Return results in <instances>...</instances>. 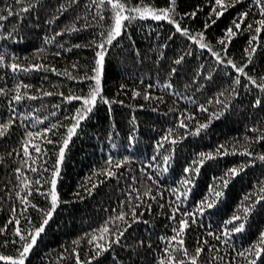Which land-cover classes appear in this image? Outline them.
Wrapping results in <instances>:
<instances>
[{
  "label": "snow or ice",
  "instance_id": "snow-or-ice-1",
  "mask_svg": "<svg viewBox=\"0 0 264 264\" xmlns=\"http://www.w3.org/2000/svg\"><path fill=\"white\" fill-rule=\"evenodd\" d=\"M48 3L50 0H14V3H6L0 8V40L5 41L0 44V80L4 81L0 86V98L7 111L6 116L0 117V138H9L19 126L16 147L0 153V160L13 155L19 158L17 166L13 168L15 183L11 184V190L7 193L13 203L7 209L6 221L0 224V234H6L0 236V264H27L38 239L46 233V226L63 203L58 183L66 149L73 138L83 131V123L91 118L99 103L108 106L111 111L114 98L105 95L103 84L106 56L114 42L118 43L124 36L133 43L131 30L134 23L148 19L167 22L172 26L163 37V43H159L158 47L156 44L152 46L156 52V62L161 68H167V73L162 78L163 82L158 78L146 86L131 88V96L163 103L164 94L171 93L179 98L177 103L184 100L194 108L175 110L174 121L154 142V153L139 164V175L129 173L130 190L124 194L125 199L118 202L116 213L109 215L98 227L83 231L71 242L70 249H62L56 259L60 264H64L65 260L71 264H99L105 253H109L114 245L121 244L136 222L143 221L138 209L150 212L152 201L163 199L164 202L158 203V207L169 210L165 216L170 222L171 234L160 236L167 244L157 257V264H264V229L258 227L255 238L244 246L235 242L237 235H243L251 228L249 219L253 213L258 211L264 215V151L256 149L257 144H264V119L256 114L264 112V74H250L248 70L254 63L258 49L264 50V0H204L191 11H179L178 0H163L162 4H154L152 0H56L48 13V23L55 24L68 12L73 15L65 25L53 30L52 37H44V42L51 44L55 37L87 30V41L69 42L67 47L61 43V50L54 53L59 57L64 52L71 53L73 49H91L93 57L90 63L83 66L86 69L83 73L80 71L81 57L61 70L56 64L45 62L47 56L43 45L23 56L6 45L7 40L20 39L15 29H8L9 19L12 18L22 28V22L31 19L32 12L43 11ZM205 6L208 9L207 19L202 28L194 32L185 20L197 17ZM230 9L238 10L222 33L209 39L207 31ZM244 33L247 34L246 43L238 61L229 54V49L234 39ZM155 36L161 37V32L156 31ZM180 37L185 39L184 47L169 58L165 49ZM212 40H215V44ZM133 51L143 55L139 48ZM205 52L209 54L208 58L204 57ZM189 57L194 61V66L189 62ZM41 70L57 73L70 81L87 82V90L80 94L72 89H68L67 94L64 91H46L43 87L37 90L33 84L19 79L20 74ZM181 73L188 81L183 87L191 89L196 97H202V101L192 95H181L177 90L179 81L176 78ZM130 87L119 84L120 90ZM153 87L160 89L161 95L148 90ZM249 94L244 111L253 116L252 123L247 126L252 135L245 131L243 144L238 134L236 138L229 137L212 148L191 153L180 163V169L176 172L177 145L189 137L202 139L214 121L230 110L235 111L237 104L244 105L242 97ZM54 95L60 96L62 101L77 103L75 107L65 109L60 118H55V112L49 113L53 121L47 126H44V122L48 117L37 115L35 109L30 112L19 110L18 106L26 100L36 101L38 97ZM115 102L124 103L123 100ZM54 107L57 112L61 109L59 103ZM135 107L144 108L145 105L137 104ZM195 109L206 114L203 120L198 118ZM250 109L256 112H250ZM28 117H32L30 124L26 123ZM131 121L127 144L122 145L115 142L118 133L115 132L113 119L114 131L109 134V139L113 140L110 149L127 153L133 146L138 147L140 137L135 115L131 116ZM238 154L247 159L220 167L223 163L221 157ZM49 157L54 161L50 167L47 165ZM137 158L135 154L114 156L109 152L104 165L93 171L94 181L90 179L87 186L79 187L86 195H92L99 185L117 177L122 166L135 164ZM258 164L262 166V172L256 186L243 195L242 202L235 204L230 215L221 214L222 206L227 203L230 183L246 169ZM209 166H214L213 171L218 174L210 176V182L198 199L193 198L202 169ZM174 172L179 179L167 183L168 176ZM162 177L166 181L164 184H161ZM38 199L41 202H37ZM74 199H84V196L76 192ZM15 201L19 202V208ZM33 209L35 220L30 211ZM0 210H3V204H0ZM212 214H220L222 219L216 222V228L209 224L202 236L194 235L195 244L190 251L186 244L189 231L193 225L204 227V217L210 218ZM223 215H227V218H223ZM209 237L216 242H210ZM145 245H152L151 238L135 239V243L128 242L123 246L138 250ZM206 251L207 256L204 255ZM113 264L116 262L113 261Z\"/></svg>",
  "mask_w": 264,
  "mask_h": 264
},
{
  "label": "trees",
  "instance_id": "trees-1",
  "mask_svg": "<svg viewBox=\"0 0 264 264\" xmlns=\"http://www.w3.org/2000/svg\"><path fill=\"white\" fill-rule=\"evenodd\" d=\"M10 2L14 3V0H0V8H3L6 3ZM152 3L162 4L163 0H152ZM202 3H204V0H178V10L191 11L196 8L197 4ZM55 4L56 0H50V3L45 5L43 11L32 12L30 14L31 19L22 22V28L10 18L9 22H7L8 29H15L19 33L20 39L7 40L6 45L20 56H23L25 53L31 54L34 48L43 45L46 48L45 56H47V61L45 62L54 63L61 70L68 67L73 60L81 57L80 71L83 73L86 70L83 66L90 63L93 57L91 49H73L71 53L64 52L59 57L55 56L54 53L61 50L59 47L61 43L67 47L69 42L75 44L78 41H87L89 39L87 30L68 36L55 37L54 42L51 44H45L44 42V37H52L53 30L65 25L73 15L72 12H68L58 19L55 24L48 23V13L52 11ZM236 10L238 9H230L217 19L216 24L207 31L209 39L222 33V30L230 22ZM207 11L208 9L205 6L203 10L198 12L197 17L186 19L185 23L195 32V30L202 28L203 22L207 19ZM171 27L167 22H157L151 19L137 21L131 30L133 43L129 42L127 36H124L118 43L114 42V46L106 56L103 73L105 95H108L110 99L114 98L111 111H109L108 106L99 103L91 114V118L83 123V131H80L73 138V141L70 142V145L66 149L65 160L61 166V177L58 183L63 203L46 226V233L42 234V238L38 239V243L32 250L27 264H60L56 257L62 249L65 247L70 249L71 242L83 231L98 227L109 215L115 214L118 202L125 199L124 194L130 190L128 185L131 184V181L127 179L129 173L139 175V164L154 153V142L159 135L163 134L169 124L174 121L175 110L183 109L184 107L190 110L194 108L193 105L184 100H180L177 103L179 98L172 96L171 93L164 94L163 103L153 100L145 101L142 96H131V88L146 86L149 83H154L158 78H161V82H163L162 78L166 76L167 68H161L160 64L156 62V52L152 46L156 44L158 47L159 43H163V37L168 34ZM156 31L161 32V37L155 36ZM246 35L244 33L235 38L229 49V54L238 61L242 56V47L246 43ZM212 42L215 44V40H212ZM3 43L5 41L0 40V44ZM184 44L185 39L183 37L172 41L169 48L165 49L167 56L173 58L174 53L182 49ZM136 48H139L143 55L135 53L133 49ZM203 55L205 58L209 57V54L206 52ZM188 60L194 66L192 58L189 57ZM248 70L250 74H264L262 72L264 70V50L258 49L254 63ZM73 74L75 75V73ZM19 79L33 84L37 90L43 87L46 91H64L65 94H67L68 89H72L77 94H80L82 91H86L88 86L87 82L70 81L62 75L45 70L20 74ZM176 79L179 81L177 90L181 92V95H192L195 99H201L202 101V97H196L191 89L183 87V84L188 82L183 73ZM3 83L4 81L0 80V86H3ZM120 83L130 85L131 87L120 90ZM9 86L11 87V84ZM148 90L161 95L160 89L156 87ZM242 91L246 92L247 90ZM207 94L210 95L211 93ZM242 99L245 101V104H237L235 111L230 110L224 117L214 121L207 135H204L202 139L199 137H189L177 145L176 172L180 169V163L191 153L212 148L217 143L228 140L229 137L236 138L238 134L240 143L243 144V134L245 131H248V134L252 135L247 126L252 123L253 116L244 111V108L247 107V101L250 99V94L243 96ZM119 100H123L124 103L115 102ZM58 103L61 105L59 112L54 107ZM76 103L75 101H62L60 96L54 95L51 97H38L36 101L26 100L18 107L20 111L30 112L35 109L37 115L48 117V120L44 122V126H47V123L53 121V117L49 113L55 112V118H60L61 113L65 112V109L75 107ZM137 104H144L145 107H135ZM169 109H173V111H169ZM195 111H197L198 118L201 120L205 118L206 114L201 113L199 109H195ZM249 111L256 112L255 109H250ZM256 114L261 119H264V112H257ZM6 115L7 111L4 107V101L0 98V117ZM133 115L136 116L138 123L140 137L137 141L138 147L133 146L127 153L110 149L109 145L113 140L109 139V134L114 131L113 119L116 125L115 132L118 133L115 137V142L126 145V136L131 131V116ZM31 119L32 117H28L26 123L30 124ZM18 134L19 126L16 128L15 134L10 135L9 138H0V153L16 147ZM167 147L168 145L165 144V148ZM256 149L264 151V144H257ZM109 152L114 156L135 154L138 158L135 164L122 166L120 174L117 177L109 178L102 185H99L92 195H86L79 186H87L90 179L94 181V177L92 176L93 171L104 165ZM18 159V157L13 155L12 157L0 160V204H3V210H0V224L6 221L7 209L13 203V201L9 200L7 193L11 190V184L15 183L13 168L17 166ZM220 159L223 161L220 167L223 168L233 163H239L240 160H246L247 158L238 154L236 156L221 157ZM53 163V159L49 157L47 165L50 167ZM213 167L209 166L202 169V175L198 180L193 198L198 199L205 185L210 182V176L218 174L213 171ZM261 172V165L251 166L244 173H241L239 178L234 179L230 183L227 190V203L222 206L221 214L230 215L232 213L235 204L242 202L241 198L243 195L250 188L256 186ZM173 179H179V176L175 172L168 176L167 183L170 184ZM165 182V179L162 177L161 184ZM76 192H80L84 196V199H74ZM37 202L41 201L38 199ZM163 202V199L159 201L153 200L152 211L150 212L138 209L139 214L143 217V221L136 222L130 229V233L126 234V237L122 239L121 244L114 245L109 253H105L104 258L100 259L99 264H113V261L116 264H157V257L162 253L163 247L167 244V241L161 240L160 236L161 234H171L169 230L170 222L165 216V213L169 210L158 207V203ZM15 203L19 208V202L15 201ZM185 209H187V205ZM30 211L33 212L35 220V210ZM227 215H223V218H227ZM221 219L222 215L212 214L210 218L208 216L204 217L202 221L204 227L193 225L186 239L189 250L191 251L195 244L194 235L202 236L209 224L212 228H216V222ZM249 223L251 224V228L247 229L243 235H237L235 240L237 245L244 246L251 239H254L258 227L264 229V215L259 214L258 211L253 213L249 219ZM0 236H6V234H0ZM148 238L152 240L151 246L145 245L138 250H130L123 246L128 242L135 243V239L147 240ZM209 239L212 243L216 242L213 237H209ZM204 255L207 256L208 252L206 251ZM64 264H71V262L65 260Z\"/></svg>",
  "mask_w": 264,
  "mask_h": 264
}]
</instances>
